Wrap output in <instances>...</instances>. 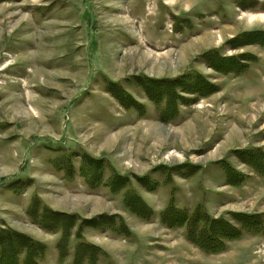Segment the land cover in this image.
Returning <instances> with one entry per match:
<instances>
[{
  "label": "rangeland",
  "instance_id": "rangeland-1",
  "mask_svg": "<svg viewBox=\"0 0 264 264\" xmlns=\"http://www.w3.org/2000/svg\"><path fill=\"white\" fill-rule=\"evenodd\" d=\"M261 17L0 0V264H264Z\"/></svg>",
  "mask_w": 264,
  "mask_h": 264
},
{
  "label": "bare ground",
  "instance_id": "bare-ground-1",
  "mask_svg": "<svg viewBox=\"0 0 264 264\" xmlns=\"http://www.w3.org/2000/svg\"><path fill=\"white\" fill-rule=\"evenodd\" d=\"M250 20H253L254 19V17L252 16V17H250L249 18ZM259 19H262L263 21H264V17H261V18H259ZM1 26V25H0ZM224 30V29H223ZM225 31V30H224ZM226 32V31H225ZM222 35V34H221ZM219 36H220V34H219ZM223 36V35H222ZM222 36H220V38L222 39ZM215 35H207L206 37H204L203 39H201L199 42L200 43H197L196 42V44H190L186 49V52L185 51H182V52H184L183 53V55H182V61H184V59H186V58H188V53H190V52H193L196 48H197V50L198 49H201V48H205L206 46H210L211 44H213L214 43V41H215ZM208 38V39H207ZM185 50V49H184ZM2 92V91H1ZM29 107V106H28ZM15 109V108H14ZM144 137H146V136H144ZM230 139V138H229ZM106 141H107V144L105 145L106 147H108V149H110L111 147H113L116 143H117V137H113V138H106ZM103 148V147H102ZM104 149V148H103Z\"/></svg>",
  "mask_w": 264,
  "mask_h": 264
},
{
  "label": "trees",
  "instance_id": "trees-1",
  "mask_svg": "<svg viewBox=\"0 0 264 264\" xmlns=\"http://www.w3.org/2000/svg\"><path fill=\"white\" fill-rule=\"evenodd\" d=\"M251 36H252V34H250ZM248 36L247 38L249 39L251 36ZM249 42V41H248ZM118 101L120 102V103H123L125 106H128L129 108H137V107H139L136 103H130L129 101H127L126 99H123L122 97H119L118 98ZM128 102V103H127ZM241 221V220H240ZM192 222V221H191ZM190 226H192V224L190 223L189 224ZM190 228V227H189ZM52 231V230H51ZM192 231L190 230V231H188L187 232V235H188V238H189V240L193 243V244H196V245H199L200 244V239H198V238H196L192 233H191ZM229 238H231L230 236H229ZM32 242H33V240H32ZM201 245V244H200ZM90 248V246L89 245H86V244H82V245H80L79 246V250H81V252L84 250V251H87V250H89L90 252L89 253H91L92 254V259H93V257H95L96 256V253H97V251H93L91 248ZM206 248V247H205ZM205 248H203V249H205ZM207 251H209V252H213V251H216L215 249H212V248H209V249H206ZM212 250V251H211ZM26 264H35V263H30V259H29V261L27 260L26 261Z\"/></svg>",
  "mask_w": 264,
  "mask_h": 264
}]
</instances>
